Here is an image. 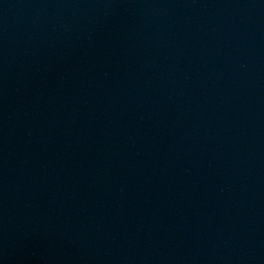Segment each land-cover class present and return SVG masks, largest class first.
<instances>
[{"label": "water", "instance_id": "95a60500", "mask_svg": "<svg viewBox=\"0 0 264 264\" xmlns=\"http://www.w3.org/2000/svg\"><path fill=\"white\" fill-rule=\"evenodd\" d=\"M0 264H264V0H0Z\"/></svg>", "mask_w": 264, "mask_h": 264}]
</instances>
